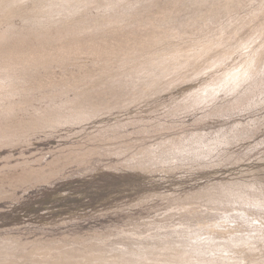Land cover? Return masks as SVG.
Returning a JSON list of instances; mask_svg holds the SVG:
<instances>
[{"label":"rangeland","instance_id":"1","mask_svg":"<svg viewBox=\"0 0 264 264\" xmlns=\"http://www.w3.org/2000/svg\"><path fill=\"white\" fill-rule=\"evenodd\" d=\"M264 264V0H0V264Z\"/></svg>","mask_w":264,"mask_h":264},{"label":"bare ground","instance_id":"2","mask_svg":"<svg viewBox=\"0 0 264 264\" xmlns=\"http://www.w3.org/2000/svg\"><path fill=\"white\" fill-rule=\"evenodd\" d=\"M126 264V263H125ZM137 264H139V263H137Z\"/></svg>","mask_w":264,"mask_h":264}]
</instances>
